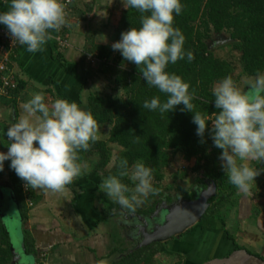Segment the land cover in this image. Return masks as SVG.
<instances>
[{
  "label": "clouds",
  "instance_id": "9594fccd",
  "mask_svg": "<svg viewBox=\"0 0 264 264\" xmlns=\"http://www.w3.org/2000/svg\"><path fill=\"white\" fill-rule=\"evenodd\" d=\"M126 9L141 13L140 26L121 33L112 43L124 61L141 69L146 84L167 96L166 101L153 97L143 108L159 113L193 112L196 135L203 139L206 129L213 146L222 150L221 167L228 181L238 190L248 193L261 169L250 162H264V73L243 76L239 83L232 76L216 82L212 88L218 110L207 116L194 110V93L175 74L166 71L169 64L195 56L185 50V36L174 26V18L183 11L181 0H122ZM6 10H0L3 25L13 45L29 53L44 50L68 23L63 0H0ZM24 115L7 129V152L0 151V172L5 161L31 190L61 192L84 172L79 153L87 151L98 139V125L93 114L76 102L56 99L49 105L43 94H35L22 105ZM209 121L211 127L209 128ZM118 173L105 177L99 189L117 203L122 211L135 213L150 196L158 194L153 185L152 169L142 161L131 167L126 158L117 162ZM131 182V187L124 183Z\"/></svg>",
  "mask_w": 264,
  "mask_h": 264
},
{
  "label": "trees",
  "instance_id": "16d2710c",
  "mask_svg": "<svg viewBox=\"0 0 264 264\" xmlns=\"http://www.w3.org/2000/svg\"><path fill=\"white\" fill-rule=\"evenodd\" d=\"M181 3L183 11L175 16L174 26L184 34V48L186 51L191 50L195 59L191 62L185 59L169 64L166 71L181 77L189 85V92L194 93L192 103L195 111L212 116L218 111L214 105L212 88L226 76H232L235 80V70L230 61L215 54L209 47V41L213 35L227 33L232 39L230 45L241 53L243 75L264 73V0H181ZM140 18L141 13L136 9H126L120 18L115 38L119 40L122 32L132 27L138 28ZM99 53V59L106 58L107 63H113L112 52H106L105 47H102ZM114 59L116 60V57ZM114 65L120 68L114 79L117 85L115 91L122 90L125 95L119 97L113 93L98 92L89 95L88 110L93 114L97 125L108 124L111 128L107 139H97L84 151L86 159L98 157L95 168L102 172L103 178L118 173L117 162L120 158H126L130 167L136 161H142L152 169L158 193L164 198L167 189H162L159 184L164 179V169L169 165L172 155H182L187 160L193 159L192 171L200 173L201 177L194 192L187 194L188 192L183 191L182 196L194 200L199 190L206 189L209 182H215L217 193L209 199V207L200 221L216 218L225 224L231 209L238 206L240 194L228 181L221 167L219 156L222 150L213 146L207 129L203 137L206 142H200L201 137L196 135L197 126L192 122L194 113L181 111L184 107L182 104L174 111L164 114L158 110L144 109L143 103L146 100L150 101L158 96L163 102L167 96L148 86L141 76V69L135 64L130 62L129 66L125 67L118 59ZM86 79L84 76V84ZM21 86L23 83H19V90ZM208 123L210 128L211 121ZM5 130L7 133V128ZM110 144L121 147V151L115 166L108 170L113 154ZM81 159L79 156V163L82 162ZM3 171L0 172V177ZM9 181L15 193L17 211L23 220L25 252L35 256L37 264H42L41 252L36 249L35 238L25 228L30 217L29 200L34 199L33 190L25 193V183L14 170L10 172ZM123 182L132 186L127 178H124ZM168 199L174 201L176 196L169 193ZM136 212L141 213V210ZM226 232L234 240L229 231ZM12 243L11 234L0 215V264L13 263ZM166 243L167 241L154 242L134 251L128 250L111 264H154L156 255Z\"/></svg>",
  "mask_w": 264,
  "mask_h": 264
},
{
  "label": "crops",
  "instance_id": "0c3cea01",
  "mask_svg": "<svg viewBox=\"0 0 264 264\" xmlns=\"http://www.w3.org/2000/svg\"><path fill=\"white\" fill-rule=\"evenodd\" d=\"M82 1L75 0L74 5L76 3L81 9ZM93 1L96 11L102 7V0ZM77 7H73L72 12L76 24L81 16ZM0 10H6V6L0 5ZM94 19L89 20L87 26L78 23L71 47L66 51L58 49L54 40L56 33L41 52L29 53L23 47L18 48L14 70L23 86L12 99L0 100V151L7 152L10 143L5 128L24 115L22 105L35 94H43L49 105L56 99H66L89 109L88 98L94 92L88 87L92 70L90 64L85 63L86 44L82 38L92 41L95 38L90 34H97L101 41L96 45L98 59L102 47L106 52L116 53L107 34L111 20L98 23ZM105 39L108 41L103 42ZM84 76L87 78L85 84ZM4 163V169L10 167V161ZM251 166L261 169V174L248 193L239 190L238 206L231 209L226 223L211 218L192 226L168 240L156 255L154 264H264V162H252ZM95 175L89 177L83 172L61 192L33 190L34 199H30V217L25 228L34 236L37 251L46 252L48 264H111L128 250L136 249L137 226H131L133 219L130 223L122 222L124 218L120 214L123 211H113L116 204L99 189L100 175ZM6 179L7 172L3 171L0 186L6 185L3 184Z\"/></svg>",
  "mask_w": 264,
  "mask_h": 264
},
{
  "label": "rangeland",
  "instance_id": "374dc122",
  "mask_svg": "<svg viewBox=\"0 0 264 264\" xmlns=\"http://www.w3.org/2000/svg\"><path fill=\"white\" fill-rule=\"evenodd\" d=\"M74 2H75V0H74ZM93 2H94L93 0L82 1V3H84V4H83V6H81V9L79 7H77L76 3H75L74 7L78 8V11L80 12L81 16H80V21H78L76 24V21H74V18H72V15H71L70 21L72 23V25H71L72 27H71V30L69 32L71 44H72V40H71L72 35L76 34L75 32L77 30L78 23L86 24V26H87L88 21L93 19L94 17H95L94 20H97L98 23H102V22L105 23L108 20H111V24H110L111 27H109L110 32H107V34L110 35V37H111L110 38L111 44L116 42L114 40L115 39L114 38L115 30L117 31V27H118L120 18L122 16V14L124 13V11L126 10V8L124 7V5L122 3V0H102V1H100V5L102 7L97 8V11L95 9L96 7L94 6ZM97 2H99V0ZM95 5L98 6L96 4V2H95ZM86 26H85V28L87 30ZM92 28H94L93 24H92ZM78 35H81V33ZM96 35L90 34L91 37L95 38L92 41L89 40L88 38H86V39L82 38L83 42H84L83 44H86V45H84L85 63L87 62L86 61L87 54L97 56V54H95V53H98L99 48L96 47V45H98V43H100L101 41H100V38L96 37ZM82 36H85V35H82ZM79 39L80 38H78V40ZM228 39L230 40L229 35L227 33L216 34V35H213V37L209 41V45H210L211 49L214 50V52L217 56L222 57V58L230 61L233 64L234 70H235V72H234L235 81H237L239 83V81L241 80V77L246 76V75H243V68H242V65L240 62L241 53L238 50L234 49L230 45L232 43V41H227ZM107 41H108V39H105V41H103V42H107ZM91 45H93V46L91 47ZM99 45H101V44H99ZM68 49H66V50H68ZM66 50H64V51H66ZM110 51H111V49H110ZM115 52H114L115 55L112 56L113 63L111 61L109 63H107V61H105L103 59L101 60V62L98 61V63L97 62L92 63V64L89 63L92 71L89 73L90 74L89 79L91 80V82H89L90 85L88 84V87H90V89L92 91L98 92L101 94H105V93L106 94H109V93L112 94L113 93V95H116L119 97H124L125 93L122 90L115 91V88L117 85L115 84L114 79L117 76L118 70L120 68H117V66L114 65V62L119 59V61H121L125 67H128L130 62L124 61V59L121 56L119 51H115ZM114 57H116V60L114 59ZM86 64H88V63H86ZM1 98L2 97H0V100H1ZM4 119H5V117H4ZM110 128H111V126L108 124L99 125L98 126V132H97L98 139H107L109 136ZM110 146L112 147V153L113 154H112L111 162L108 165V170L112 169L115 166L116 161H117V156L119 155V152L121 151V147H119L115 144H110ZM79 156H80V159L82 158L81 160L85 166V169H84L85 175L89 176V177H91L92 175H95V174H96L95 176L100 175L101 177L99 176L98 180L102 182V180L104 179L103 178L104 176H102V172H99L95 168V165L97 164V161H98V157L94 156L91 159L87 160L85 157L86 155H85L84 151L80 152ZM250 163H252V162H250ZM193 165H194L193 159L187 160L182 155H176V156L172 155L169 165L164 169V179L159 184V186L162 187V189H164V190L167 189L166 190L167 193L166 192L164 193L165 198L161 197L159 195V193L157 195L151 196L150 199L147 200L144 205L140 206L137 209V210H141V213L135 212L134 213L135 216L133 218H131L133 213H128L126 211H123V213L120 214V216L121 217L123 216L124 219H123V221L121 219V221L123 223H126V222L130 223L131 219H134L135 217H137L136 215L140 214L141 218L148 216L147 222L149 223L150 229H152L154 224H157V225L163 224L166 221L167 217L170 215L171 209H173L172 208L173 203H172V201H170L168 199L169 193L171 195H174V196L180 195L181 197H183L182 195H184V192H188L187 194L194 192L193 190L196 187L195 185L198 182V179L201 177V175L198 172L192 171ZM11 171L12 170L10 167L7 169H4V172L5 173L7 172V179H6V181H3V184H6V185H2V187H7V184L9 182V175H10ZM156 184H157V182L153 180V185L157 188ZM262 186L263 185H261V187ZM10 188H12V187L10 186ZM12 190H13V188H12ZM198 193H200V190ZM0 198H1V192H0ZM178 200H180V199H178ZM109 201H112V200L109 199ZM186 201H188V200H186ZM180 202H182V200ZM180 202H176V203H180ZM112 203L114 205L116 204L115 209H113V211L114 210H117L118 212L122 211L117 203H115L114 201H112ZM10 211H11V213L14 212L16 217L19 216L16 209H12ZM110 211H112V210H110ZM117 211H116V213H118ZM116 213H112V214L118 216V214H116ZM16 214H18V215H16ZM143 215H145V216H143ZM119 217H117V218H119ZM1 219H2V217H1ZM112 219H114V218L112 217L111 221H112ZM204 221L205 220L200 221V222L198 221L194 226L199 225V224L203 223ZM141 225H142V227H145L144 223ZM143 233L144 232L142 229L141 235ZM141 235L139 237L142 241L143 235L142 236ZM21 242L22 241H21L20 237H18V236L15 237V241H13V243L17 247L22 246ZM137 243H138V241H137ZM137 243H135V245H137ZM12 264H16L15 261H13Z\"/></svg>",
  "mask_w": 264,
  "mask_h": 264
},
{
  "label": "water",
  "instance_id": "95a60500",
  "mask_svg": "<svg viewBox=\"0 0 264 264\" xmlns=\"http://www.w3.org/2000/svg\"><path fill=\"white\" fill-rule=\"evenodd\" d=\"M227 41H232V39L230 38ZM0 192V215L2 222L10 232L12 241H15V237L17 236L22 241V246L17 247L14 243L11 245L13 261L16 264H37L35 256L27 255L25 252L23 220L21 216L16 217L15 213H11L10 211L12 209L17 210L14 191L10 187L0 186ZM216 193L217 188L215 182H209L208 187L201 190L194 200H182L180 203H173V209H171L170 215L163 224H154L152 229H150L149 223L145 220L146 225L143 227L144 237L137 248L147 246L154 242H165L184 233L200 221L209 207V199L215 196Z\"/></svg>",
  "mask_w": 264,
  "mask_h": 264
},
{
  "label": "built area",
  "instance_id": "2783aa9c",
  "mask_svg": "<svg viewBox=\"0 0 264 264\" xmlns=\"http://www.w3.org/2000/svg\"><path fill=\"white\" fill-rule=\"evenodd\" d=\"M74 0H63L66 11L67 25L61 29L60 32L54 35V40L59 50L64 51L71 46L70 42V30H71V15L74 7ZM20 46L13 45L12 38L7 32V29L0 26V97L12 99L19 90V79L14 70V59L17 54V50ZM100 59L96 55L88 54L86 61L88 63H98ZM30 188H26L24 184L25 193L30 192ZM29 204L32 203L29 200ZM42 264H48L46 262V252H41Z\"/></svg>",
  "mask_w": 264,
  "mask_h": 264
},
{
  "label": "flooded vegetation",
  "instance_id": "af4514ba",
  "mask_svg": "<svg viewBox=\"0 0 264 264\" xmlns=\"http://www.w3.org/2000/svg\"><path fill=\"white\" fill-rule=\"evenodd\" d=\"M195 189H196V187H195ZM194 189V190H195ZM201 190H203V189H201ZM199 192V191H198ZM197 192V193H198ZM196 193V194H197ZM178 199H180V200H178ZM188 200V199H185L184 197H181L180 195H178V196H176V200H174V201H172V203H176V202H180L181 200ZM135 216V214L133 213L132 214V217L131 218H133ZM137 217H135L134 219H133V224L131 225V226H133L134 228H135V232L137 231V240L135 241V243H137V241H138V243H137V245H135L134 246V248H136L138 245H139V243L141 242V239H140V235H141V230L143 229V227H142V225L141 224H145L146 225V221L148 220V216H145V215H143V216H145V217H143V218H141L140 216V214L139 215H136ZM128 217V216H127ZM140 217V218H139ZM145 219H146V221H145ZM140 226V227H139ZM143 232H144V229H143ZM143 235V237H144V233L142 234ZM141 235V236H142Z\"/></svg>",
  "mask_w": 264,
  "mask_h": 264
}]
</instances>
